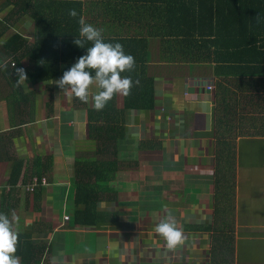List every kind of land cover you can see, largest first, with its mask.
I'll return each instance as SVG.
<instances>
[{"label": "crops", "instance_id": "crops-1", "mask_svg": "<svg viewBox=\"0 0 264 264\" xmlns=\"http://www.w3.org/2000/svg\"><path fill=\"white\" fill-rule=\"evenodd\" d=\"M81 1L83 18L103 35L147 31V22L128 24L135 8L127 12L126 0H110L105 15L91 12L94 0ZM7 2L0 0V63L9 61L7 40L35 37L33 19L14 6L28 0ZM172 59L154 54L148 69L153 106L126 112L118 151L100 159L88 137L91 100L69 103L55 82L33 86L26 80L13 94L0 68V212L20 217L19 235L43 249L40 264H264V138L238 140L233 186L224 185L215 204L211 66ZM33 63L26 54L20 61L26 69ZM75 159L113 167L85 196L88 213L78 201L84 196L76 195ZM35 169L46 184L29 193ZM165 215L183 227L185 241L174 250L155 231Z\"/></svg>", "mask_w": 264, "mask_h": 264}, {"label": "trees", "instance_id": "trees-1", "mask_svg": "<svg viewBox=\"0 0 264 264\" xmlns=\"http://www.w3.org/2000/svg\"><path fill=\"white\" fill-rule=\"evenodd\" d=\"M126 1L127 12L135 8L126 16L128 24H133V21L147 22V31L136 33V36L103 35L105 42L122 44L125 53L135 58V69L122 73L123 76L132 77L134 86L130 95H115L102 111H96L92 104L87 109L88 137L95 143L94 155L98 159L115 156L117 142L123 135L125 113L153 106L154 87L148 69L154 54L161 59L171 54L173 59L178 58L184 63L210 64L214 78L217 143L214 203L218 205L219 192L224 190V185L233 186L238 140L245 137L264 138V0ZM28 2L14 6L16 12L26 13L33 19V41L14 35L3 47L9 61L7 68L1 69L13 94L21 88V85L16 86L18 76L13 64L26 70L30 85H45L60 79L63 72L86 54V48L91 46L86 42L82 48L73 43L75 37L79 38L78 21L85 14L81 0ZM7 4L11 5L10 0ZM73 8L78 13L76 18L68 15V10ZM114 9L116 4L113 5V12ZM0 26L4 27V22L0 21ZM14 45L17 46L11 47ZM24 54L34 61L28 69L20 64ZM136 81L139 83L136 84ZM74 101L84 105L78 99L74 98ZM98 159H75L76 195L84 196V200L78 201L87 205V213L90 208L85 196L91 195L90 191L98 190L97 181L106 178L101 177L102 171L113 170L111 163L106 164V161ZM35 170L33 175L36 176L30 180L36 177L40 181V170ZM22 236L20 234L18 237L16 252L21 264H40L43 249H37Z\"/></svg>", "mask_w": 264, "mask_h": 264}, {"label": "clouds", "instance_id": "clouds-1", "mask_svg": "<svg viewBox=\"0 0 264 264\" xmlns=\"http://www.w3.org/2000/svg\"><path fill=\"white\" fill-rule=\"evenodd\" d=\"M68 15L76 18L78 13L73 8L68 10ZM256 19L259 21V16ZM78 23L79 38L75 37L73 43L82 48L86 42L91 46L86 48V54L63 72L60 79L55 80V84L69 103L74 98L84 104L91 100L94 109L102 111L115 95L131 94L134 86L132 77L123 76L122 73L135 69V58L125 53L122 44L105 42L103 28L86 23L83 17ZM0 68L6 69L7 63H0ZM13 68L18 76L16 86H20L27 80L26 70L17 68L16 64H13ZM93 85L98 88L95 92L92 90ZM105 208V202H100L98 210ZM19 225L20 217L14 210L11 215L0 212V264H21L20 257L16 255ZM155 231L162 237L168 250L176 249L185 241L182 225L171 215H165L156 224Z\"/></svg>", "mask_w": 264, "mask_h": 264}, {"label": "rangeland", "instance_id": "rangeland-1", "mask_svg": "<svg viewBox=\"0 0 264 264\" xmlns=\"http://www.w3.org/2000/svg\"><path fill=\"white\" fill-rule=\"evenodd\" d=\"M107 1L108 0H94V5H95V8L93 11L91 12H95L97 14H100V15H105L103 12H102V8H107V7H110V4L107 5ZM86 18L88 19H91V18H94L92 16H86ZM98 20H101V19H97ZM209 87H212V86H209ZM208 88V87H207Z\"/></svg>", "mask_w": 264, "mask_h": 264}, {"label": "built area", "instance_id": "built-area-1", "mask_svg": "<svg viewBox=\"0 0 264 264\" xmlns=\"http://www.w3.org/2000/svg\"><path fill=\"white\" fill-rule=\"evenodd\" d=\"M207 89L211 91L213 90V87L208 86ZM45 184H46V180L44 178H41L40 181H38L37 178H33L31 182L28 184V186H26V191L32 193L37 185H45ZM68 219H69L68 216L64 217L65 221Z\"/></svg>", "mask_w": 264, "mask_h": 264}]
</instances>
